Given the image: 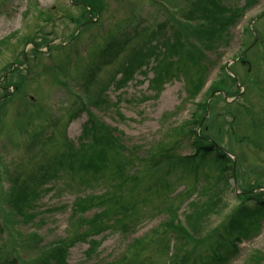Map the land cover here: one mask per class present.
I'll use <instances>...</instances> for the list:
<instances>
[{"label": "rangeland", "instance_id": "1", "mask_svg": "<svg viewBox=\"0 0 264 264\" xmlns=\"http://www.w3.org/2000/svg\"><path fill=\"white\" fill-rule=\"evenodd\" d=\"M184 1L105 0V10L94 16L86 29L71 22L82 12L81 5L73 0H0V111L3 114L0 116V162L8 166L9 174L15 171V176L22 180L37 178L46 159L66 150L63 140L78 148V138L85 131L83 125L88 120L87 113L82 111L84 107L110 129L112 137L123 142L124 148L130 149L137 144L140 157H145L148 147L157 143L173 148L170 152L175 162L173 168L157 166L153 160L150 164L148 157L144 160L147 165H139L140 160L133 163V166L138 164L133 175L139 179L134 178L132 186L124 188L121 200L114 204L117 212L121 204L130 208L128 214L123 211L126 214L114 215V218L126 215L122 225L93 235L99 244L87 256L88 244L83 243L82 236H76L77 240L68 249L67 264H141V261L167 264L173 250L170 244L165 255L164 237L172 238L173 234H168L165 221L173 208L186 226L187 217L194 215L199 220L198 227L196 223L190 225L197 228L198 238H209L201 246L207 253L215 242H230L231 235L222 238L217 232L227 216L242 205L252 207L253 198L258 195L264 199V0L221 2L226 8L239 9L240 17L232 22L228 40L226 33L220 32L224 41L216 46V51L205 52L206 83L192 101L187 97L186 83L181 76L170 79L162 76L160 82L151 84L154 62L149 68L142 67L119 91L110 87L108 97L100 98L98 107L88 104L89 98L97 99L100 86L117 70L118 63L124 61V53L114 64L102 66L97 84H84L75 67L86 66L90 61L96 65L94 54L106 44L108 37L118 45L127 42V37L132 46L140 43V38H132L134 32L143 31L144 40L149 32L159 29L157 40L160 36L181 33L183 29L179 24L189 23ZM194 25L190 23L191 28ZM43 35L50 43L40 46V54L34 56L30 51L36 43L40 45ZM185 36L179 42L195 41ZM182 46L185 50V43ZM29 65H34V69L27 67ZM179 68L187 69V61L179 63ZM8 75L12 83L21 77L23 84L22 89L6 97L13 90V86L8 87L3 81ZM228 77L231 78L227 89L230 91L223 99L212 86ZM234 78L236 85L232 83ZM83 85L88 86L87 93ZM223 93L226 94L225 89ZM217 98L219 102L214 105ZM224 100L227 103H222ZM207 101L218 111L219 120L224 121L221 139H217L219 136L214 129L213 138L207 135L208 140H216L225 151L222 157L226 164L224 173H221L222 165L200 162L199 158L193 160L189 156L194 152L191 142L197 135L202 136L205 127L200 126L201 121H193L204 114L200 106ZM198 102L199 106H195ZM208 116L204 115L205 119ZM37 131L40 139L32 146L31 134ZM51 137H54L53 142L49 141ZM94 150L89 145L82 152L86 156ZM215 153L209 156L212 161ZM227 153L233 154L230 155L234 159ZM233 165L238 166L237 178L232 176ZM62 176V180H52L38 189L43 192L36 201L33 220L25 224L20 221L16 225L21 234L36 231L46 245L57 244L66 236L71 240L78 234L72 208L75 198L82 193L68 182L67 175ZM4 178L5 181H0V189L10 186L9 175ZM26 182L29 181L26 179ZM254 184H258L256 189L249 193ZM102 194L104 186L99 185L86 189L84 196ZM97 212V209L87 210L85 221ZM83 228L89 229V226ZM157 230L162 235L155 234ZM5 234L3 232L0 237L5 239ZM235 244L239 253L226 264H244L254 253L264 255V222L256 236ZM19 250L20 256L25 258L23 250ZM125 255L127 260L124 261Z\"/></svg>", "mask_w": 264, "mask_h": 264}, {"label": "trees", "instance_id": "2", "mask_svg": "<svg viewBox=\"0 0 264 264\" xmlns=\"http://www.w3.org/2000/svg\"><path fill=\"white\" fill-rule=\"evenodd\" d=\"M73 1L81 5L82 12L77 19H73L71 22L82 25L86 29L89 27L94 16L102 14L103 10H105V0ZM222 1L231 0H185L184 4L188 8L185 14L189 23H178L180 28L183 29L181 33L174 32L171 35H166V37L160 36L157 40V34H160L161 29L157 32L155 31L156 33L148 31L150 35L144 40L143 31L134 32L132 38H140V43L132 46L128 44L130 40L127 37V42H124L123 45L115 44L108 37L105 40L106 44L94 54L93 61L97 60L96 65L90 61L86 66L80 65V67H75L78 69L80 79L85 82L84 84L87 82L97 84V78L103 68L102 66L114 64L120 54L124 53V58L122 59L124 61L118 63L117 70L100 86L96 93L97 99L89 98L88 104L98 107L100 98L108 97V89L110 87L119 91L136 73L141 71L142 67L149 68V65L154 62V66L151 67L154 74L151 84L160 82L162 76H168L169 79L181 76L186 83L185 90L187 97L190 98L189 100H193L201 87L206 83L205 74L207 72L205 69L207 68V62H203V60H206L205 52L216 51V46L224 41L220 32L226 33L225 39L227 41L228 30L233 27L232 22L240 17L239 9L226 8L222 5ZM190 23H195L194 27L191 28ZM185 35H189V41L190 39L195 41L191 40L190 43L179 42L180 38L186 37ZM151 39L153 40L152 44ZM41 40L40 45L36 43L35 47L31 49V54L34 56L40 54V46H47L50 43L45 39L44 35L41 37ZM184 43L185 50L184 46H182ZM23 61L29 64V61L24 57ZM182 61L185 63L187 61V69L184 68L182 70L179 68V63ZM32 66L34 65L27 67L30 68ZM32 68L34 69V67ZM14 70L16 71V68ZM141 74H144V72ZM23 80L25 79L23 78ZM228 80L231 81L229 77L228 79H221L216 85L213 84L212 89L217 94L222 92L223 89L228 93ZM3 81L8 87L13 86V93L22 89L23 83L21 77L15 83H12V77L8 75ZM232 83L234 84L233 80ZM83 87V91L87 93L88 86L83 85ZM13 93L10 92L9 95L5 96H10ZM3 99L2 102L4 101ZM216 104L217 102L214 105ZM200 108L204 114L198 118L199 120L193 122L198 123V121H201L202 127H205L202 131V136L197 135L191 142L194 152L189 156L193 160L199 158L200 162L210 161L214 165H222L221 173H224L223 168L226 166L222 158L225 155L224 152L213 142L207 140V135L209 134L213 138V129L214 133L219 136L217 139L222 138L224 121L219 120L218 111L217 113L213 111V107L209 103L202 104ZM82 111L87 113L88 120L83 125L85 131H82V135L78 138L80 141L78 148H75L72 142L63 140L66 150L60 155L58 154L46 159V163L41 165V173H39L37 178L31 180L28 177L22 180L19 176L9 174L7 169H4L5 174L9 175L10 186L13 185L9 186L6 192H0V235L3 232L6 233L5 239L0 237V264H67L68 249H71V244L75 243L77 240L76 236L78 235L82 236L83 243H87L89 246L85 252V256H87L99 244L92 236L110 227H120L126 215L122 218H114V215L116 213L126 214L123 211H126L127 214L129 212V206L123 204L118 206L119 212H117L114 204L118 199L121 200L120 196L124 188L131 187L133 179L136 178L133 173L137 171L138 164L133 166V163L140 160L139 165H143L145 164L144 160L148 157L150 158L148 161L150 164L153 160L157 166L173 168L175 162L173 161V157L170 156L173 148L163 147L162 145L164 144L162 142L160 145L157 143L153 147H148L145 157H140L139 146L137 144L130 149L124 148V144L115 136L112 137L110 129L99 121L91 111L86 107ZM245 111L249 114L248 110ZM205 112L209 115L206 119L204 118ZM235 113L240 112L236 111ZM225 114L229 115L227 112ZM0 116H3L1 111ZM38 132L31 134L33 135L31 136L33 138L31 140L32 146L35 145L36 140L34 138L38 137ZM53 140L54 137H51L49 141L53 142ZM212 140L217 142L214 139ZM89 145L94 147L95 150L92 154L85 156L82 151ZM213 152H216L213 156L214 161L209 158ZM236 158L240 160V158ZM26 161L27 159L24 163ZM237 167V165H233L231 170L232 176L235 178H237L238 173ZM133 170L135 171L133 172ZM61 175H67L68 182H71L77 189H80L82 193L80 195H83L75 198L72 208V213L76 217L78 225V227L75 225L78 234L73 236L71 240L70 237L66 236L58 240L57 244L46 245L42 244V238L36 231L23 235L16 225L20 221L25 224L33 220L36 214V201L41 197V192H43L42 189H38L52 180H62L63 176L61 177ZM11 176H15L13 180H10ZM26 179L29 181L28 183ZM136 179H139V176ZM140 180L142 182L144 176L140 177ZM99 185L104 186V194L100 196H84L86 189H93ZM257 185L254 184L248 192L250 193L253 189H256ZM44 190L47 192V189ZM243 192L246 191L243 190ZM246 200L247 197L244 198V201ZM90 209H97L98 212L85 221V218H87L85 212ZM169 210L170 206L166 211L169 213ZM16 216L20 217V220ZM187 220L189 221L188 225L184 224L188 227L186 229L178 221L177 211L173 208L172 212L169 213L168 221H165L168 223V234H173L172 238H169V235L164 237L163 246L165 255L169 251L170 244L173 250L167 258V264H226L239 253L236 246H234L235 242L249 240L261 231L262 223L264 222V199L258 195L253 198L252 207L242 205L227 216L225 221L220 225V229H217V232L221 234L222 238L225 235H231L230 242H215L214 246L207 253L201 250V246L205 245L209 238L207 236L198 238L196 236L198 232L197 228L190 225L196 223L198 227L199 220L194 218V215L192 218L187 217ZM85 225H88L89 229H84ZM155 234L160 233L157 230ZM19 243L22 244L18 245ZM184 245H188V247L184 248ZM19 249L23 250V254L26 255L25 258L20 256ZM180 253H183V255H180ZM125 260H127V255L124 257ZM140 263L144 264L143 261ZM244 264H264V255L261 256L258 253L251 254Z\"/></svg>", "mask_w": 264, "mask_h": 264}]
</instances>
